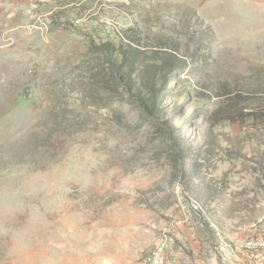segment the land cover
<instances>
[{"label":"rangeland","instance_id":"374dc122","mask_svg":"<svg viewBox=\"0 0 264 264\" xmlns=\"http://www.w3.org/2000/svg\"><path fill=\"white\" fill-rule=\"evenodd\" d=\"M227 90L262 118L209 124ZM176 220L169 264H260L264 0H0V264H147Z\"/></svg>","mask_w":264,"mask_h":264},{"label":"trees","instance_id":"16d2710c","mask_svg":"<svg viewBox=\"0 0 264 264\" xmlns=\"http://www.w3.org/2000/svg\"><path fill=\"white\" fill-rule=\"evenodd\" d=\"M108 43H105L103 45L102 51L103 54L107 56L108 63L111 64L112 67L116 68L117 70H120L123 68L125 63L129 60H132L131 54L126 51V47L124 45H120V47L114 49L113 47ZM116 52L119 55H115V59H113V55L116 54ZM167 60L165 63L170 64L172 62L171 59H165ZM136 62V61H134ZM160 70V69H159ZM158 72V71H151ZM160 73H164L165 70L161 69L159 71ZM159 73V74H160ZM130 79V77H129ZM153 87H155V83H151ZM152 87V88H153ZM137 91V90H136ZM140 91V90H138ZM143 91H140V93ZM200 98L203 100H208L209 98H212L213 95L210 93H202L197 92ZM215 98H217L218 104L216 108L212 111V113L207 117V121L209 124L216 125L220 122H228L232 124H239L242 125L246 120L251 119L252 122H257V120H260V117L258 113H255L254 111H248L247 103L251 101L249 95H238L237 93H232L227 91H223L222 93H219V95L215 94Z\"/></svg>","mask_w":264,"mask_h":264},{"label":"built area","instance_id":"2783aa9c","mask_svg":"<svg viewBox=\"0 0 264 264\" xmlns=\"http://www.w3.org/2000/svg\"><path fill=\"white\" fill-rule=\"evenodd\" d=\"M182 221H170V223L163 227L162 237H160L149 254L150 264H169L171 257L168 254L169 243L172 241L171 232L172 229L181 226ZM247 253L250 254V258L258 257L260 264H264V238L261 240H249L242 247Z\"/></svg>","mask_w":264,"mask_h":264},{"label":"crops","instance_id":"0c3cea01","mask_svg":"<svg viewBox=\"0 0 264 264\" xmlns=\"http://www.w3.org/2000/svg\"><path fill=\"white\" fill-rule=\"evenodd\" d=\"M144 261L147 262V264L150 263L149 256L147 258H145Z\"/></svg>","mask_w":264,"mask_h":264}]
</instances>
